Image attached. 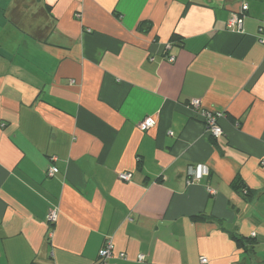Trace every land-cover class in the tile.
<instances>
[{
	"label": "crops",
	"instance_id": "crops-1",
	"mask_svg": "<svg viewBox=\"0 0 264 264\" xmlns=\"http://www.w3.org/2000/svg\"><path fill=\"white\" fill-rule=\"evenodd\" d=\"M260 27L264 0H0V264H264Z\"/></svg>",
	"mask_w": 264,
	"mask_h": 264
},
{
	"label": "built area",
	"instance_id": "built-area-1",
	"mask_svg": "<svg viewBox=\"0 0 264 264\" xmlns=\"http://www.w3.org/2000/svg\"><path fill=\"white\" fill-rule=\"evenodd\" d=\"M247 4H242L240 11L238 13H233L230 16V19L227 23V28L232 31L240 32L242 29V17L244 13L247 11ZM259 38L258 41L260 44L264 46V27L259 28ZM169 49L170 46L167 45ZM174 58L172 56L168 57L169 62H173ZM189 107L194 109L202 118V122L205 128V131L209 137L219 138L223 135V131L219 125V119L222 117L221 113H214L209 111H204L201 109L199 100H191L189 102ZM156 118L153 116H148L144 118L141 122L138 123L137 128L141 132H147L153 129L156 125ZM171 136L172 133L169 132ZM53 160H55L53 158ZM57 173V169L55 167H51L48 169L47 175L49 177H53ZM188 174L191 178L190 182H199L205 176L209 175V168L204 164H197L191 168H189ZM121 181H129V174L122 173L118 176ZM46 220L48 223H55L57 220V209H52L48 212L46 216ZM113 244L110 240L106 241L103 248L99 250L98 257L101 260V264H117L116 261H121L125 259V254H118L116 256L113 255ZM143 261V256L138 257V262ZM200 264H209L207 258L201 257L199 260Z\"/></svg>",
	"mask_w": 264,
	"mask_h": 264
},
{
	"label": "trees",
	"instance_id": "trees-1",
	"mask_svg": "<svg viewBox=\"0 0 264 264\" xmlns=\"http://www.w3.org/2000/svg\"><path fill=\"white\" fill-rule=\"evenodd\" d=\"M147 29H149V24H142L141 27L139 28L140 31H147ZM230 186L235 194L244 193L245 197H249L251 195V193L247 190L245 184L243 183L242 179L238 175L235 176ZM232 240L235 242V244L238 247H244V248H245L244 243L249 242L238 235H233Z\"/></svg>",
	"mask_w": 264,
	"mask_h": 264
}]
</instances>
